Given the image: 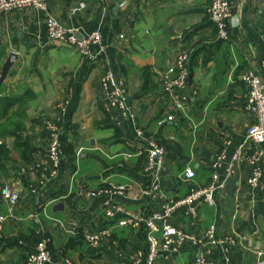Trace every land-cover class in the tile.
Instances as JSON below:
<instances>
[{
  "label": "crops",
  "instance_id": "0c3cea01",
  "mask_svg": "<svg viewBox=\"0 0 264 264\" xmlns=\"http://www.w3.org/2000/svg\"><path fill=\"white\" fill-rule=\"evenodd\" d=\"M227 1L232 25L225 40L208 18L210 0H46L45 12L28 7L0 13V72L8 55L16 54L0 84V145L7 151L0 157V183L19 193L14 205L0 203L1 236L8 239L0 264L22 263L27 249L12 243L32 231L49 238L54 260L128 263L132 253L145 249V229L119 227L123 211L148 215L182 198L190 186L206 185L214 171L223 176L254 121L239 77L250 70L264 80V0ZM81 2L84 7L75 10ZM47 16L78 38L98 31L101 43L91 46L96 59L51 41ZM180 49L189 52V61L186 88L176 93L183 108L177 110L161 92L159 76ZM106 70L122 79L142 138L130 120L103 108L99 77ZM65 95L69 103L58 125L72 150L63 152L61 167L49 177L42 123ZM168 115L172 119L162 122ZM147 138L165 149L158 196L146 193ZM221 150L225 160L214 168ZM187 166L195 171L191 181L180 176ZM249 176V167L239 165L215 192L214 203L198 207L196 219L183 209L169 218L192 234L210 226L214 238L237 234L234 246L212 248L208 256L216 264H264V185L251 187ZM117 186H123L121 194L105 191ZM107 199L118 208L111 217L104 213ZM104 228L109 237L97 245L85 241L87 232ZM194 254L185 244L173 255L160 253L155 264H191Z\"/></svg>",
  "mask_w": 264,
  "mask_h": 264
},
{
  "label": "built area",
  "instance_id": "2783aa9c",
  "mask_svg": "<svg viewBox=\"0 0 264 264\" xmlns=\"http://www.w3.org/2000/svg\"><path fill=\"white\" fill-rule=\"evenodd\" d=\"M31 7L38 11H46V0H0V13L12 11L14 9ZM84 7V3H79L75 8L78 10ZM209 20L215 25L216 36L225 40L229 35V28L232 23L230 7L227 0H210L207 7ZM46 31L51 41L62 42L74 47L78 53L87 60H95L97 53L93 52L91 46H99L101 43L100 33L93 31L86 36L78 38L72 29L62 26L54 17L47 16L45 19ZM189 52L180 49L176 52L172 62L163 70L159 76L161 92L170 98V102L177 110L182 109V101L176 93L186 88L187 84V64ZM240 80L247 87L244 107L252 113L254 121L246 129L244 140L237 145L229 161L225 162L224 174L221 176L217 171L211 174V178L206 185L190 186L186 195L182 198L169 200L163 203L160 208L148 215L123 211V216L118 219L119 227H130L133 229L144 227L145 229V249L136 250L131 254L128 263L113 264H155L160 253L173 255L185 244L194 247L195 254L191 264H216L208 255L213 247L221 249L230 248L237 242V234H227L219 238H214L212 226L199 234H192L184 231L179 226L172 224L169 218L179 209H183L192 219L198 216V207L205 203H214V194L222 189L226 180L234 172L235 168L241 164H246L250 169V176L247 184L254 188L262 189L264 185V80L247 70L240 75ZM99 88L102 105L105 110H113L120 114L122 119H128L134 125L135 134L138 138L143 137L142 130L137 126L134 114L127 103V92L122 79L116 76L111 70H106L99 77ZM69 97L58 99L53 104V115L45 119L42 128L46 133V161L49 169L48 176H55L61 167L63 150L61 142V131L58 125L61 115L66 111ZM168 115L161 121L171 120ZM229 142H225L228 144ZM248 143L256 146L249 150ZM144 172L150 176V185L147 194L158 196L160 191V173L164 167L165 149L163 145L154 138H147L145 143ZM224 150H221L213 163L214 168H218L225 160ZM184 181H191L195 176V171L191 166L185 167L181 174ZM123 186L106 189L110 194H121ZM19 199L18 191L9 183H0V203L14 205ZM107 199L103 202L104 213L111 217L114 215L116 206H113ZM5 221V215L0 212V236ZM111 234L109 229H100L87 232L84 235L85 241L90 245H97L104 238ZM49 238L42 234L41 239L27 252L25 260L21 264H77L70 257L64 256L58 260L52 259L49 248Z\"/></svg>",
  "mask_w": 264,
  "mask_h": 264
},
{
  "label": "trees",
  "instance_id": "16d2710c",
  "mask_svg": "<svg viewBox=\"0 0 264 264\" xmlns=\"http://www.w3.org/2000/svg\"><path fill=\"white\" fill-rule=\"evenodd\" d=\"M61 141L63 143V152L69 155L71 153V150H72L71 143H69L67 141V137L63 134L61 135ZM6 153H7V151L4 148V146L0 145V157H2L3 155H6ZM41 237H42V234H36L34 231H32L30 233V235H28L26 237H24V236L19 237V240L21 243H19L18 240L16 239V240H14V242L12 244H15V245L18 244L20 246H24V247H22V248H24V251L27 249V252H30L32 246H34L41 239ZM7 240L8 239L3 238V236H0V250H3V248L6 246L4 244ZM29 245H32V246H29ZM25 258H26V256L24 255L23 261L25 260Z\"/></svg>",
  "mask_w": 264,
  "mask_h": 264
},
{
  "label": "water",
  "instance_id": "95a60500",
  "mask_svg": "<svg viewBox=\"0 0 264 264\" xmlns=\"http://www.w3.org/2000/svg\"><path fill=\"white\" fill-rule=\"evenodd\" d=\"M15 58H16V54L10 53L7 59L5 60L4 64L2 65L1 72H0V84L3 81L4 77L6 76L9 68L12 66ZM59 206H61V203H59Z\"/></svg>",
  "mask_w": 264,
  "mask_h": 264
}]
</instances>
